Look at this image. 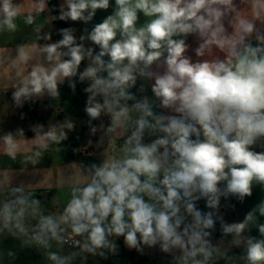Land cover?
Segmentation results:
<instances>
[{"label":"clouds","instance_id":"1","mask_svg":"<svg viewBox=\"0 0 264 264\" xmlns=\"http://www.w3.org/2000/svg\"><path fill=\"white\" fill-rule=\"evenodd\" d=\"M65 3L53 19L87 23L110 6ZM248 3L250 14L237 0H115L112 14L80 42L68 27L58 30L62 39L41 45L45 63L32 66L13 93L16 101L57 97L65 80L73 91L74 77L87 80L90 121L110 117L109 130L120 129L123 144L118 155L88 167L90 176L57 213L45 214L39 200L12 189V198L0 202V233L45 249L51 264H74L86 253L105 257L104 250L117 247L113 237L130 249L158 245L171 264H264V223L256 222L264 200L242 222L219 215L221 198L243 202L254 183L264 187V0ZM45 6L40 0L38 10ZM19 12L13 0H0V30L15 31ZM33 21L29 14L26 23ZM39 38L50 41L51 33ZM85 40L99 51L85 48ZM31 59L21 49L19 62ZM46 137L58 139L52 131ZM4 141L14 155L13 134ZM202 200L209 211L198 207ZM217 221L221 236L233 237L229 247L214 242ZM250 222L261 238L243 235ZM53 244L58 250L47 251Z\"/></svg>","mask_w":264,"mask_h":264},{"label":"crops","instance_id":"2","mask_svg":"<svg viewBox=\"0 0 264 264\" xmlns=\"http://www.w3.org/2000/svg\"><path fill=\"white\" fill-rule=\"evenodd\" d=\"M15 5L19 6L20 12L15 19L17 25L15 31L0 30V202L12 198L8 192L14 188H21L24 192H43L42 198L50 204V208H45L42 203L44 213H57L63 209L71 198V191L77 184H83L90 176L89 171L81 163L71 160L62 146V141L68 139L72 134L79 133L82 130L81 124L77 126L74 122L71 128L78 131L70 134H64L63 139H59L61 134L58 132L59 125L67 117L60 111L64 105L53 99L52 96L44 93L42 95H33L28 98H21L17 102L13 93L22 86L21 82L31 71L36 63H45L43 55L39 52V47L45 43H53L57 40V29L49 13V6H46L43 12H40L39 4L36 0H13ZM60 7L65 5V0H59ZM238 6L242 8L245 14H250V4L248 0L243 3L237 0ZM115 7V0H110V6L107 10H97L93 19L87 23L83 21L73 22L66 20L67 24L75 29L79 39L81 35H86L92 28L103 21L108 15L112 14ZM32 14L34 21L32 24L26 23V17ZM146 17L139 14V24L146 21ZM39 28V32L37 29ZM45 33H51V40L45 41L39 37ZM189 43L194 48L195 41L190 38ZM85 48L91 47L95 52L99 47L90 40L83 41ZM21 49L31 52L32 59L27 64H22L18 60ZM191 54V53H190ZM88 61L84 60V68ZM83 68V70H84ZM66 81V80H65ZM64 81V82H65ZM88 85V81H84ZM142 81H137V87L131 91L137 92ZM147 94L151 96L150 87ZM137 95H140L137 93ZM131 103V102H130ZM65 111L66 108L64 107ZM44 119V121H42ZM57 119V120H56ZM56 123L50 127L51 121ZM92 130L84 133V147L82 152L95 157L100 163L107 157L119 154V148L123 144V134L120 129L109 130L110 117L102 114ZM22 129V131H20ZM54 132L57 140H51L46 137V133ZM13 134L16 143L14 155L9 154L8 146L4 137ZM40 152L39 157L35 156ZM33 160L36 162L33 163ZM53 192V195H49ZM264 200V187L253 185L252 195L246 197L243 202L233 207L228 212L222 214L219 212L225 222H242L245 215L256 205ZM36 221L33 220L34 224ZM219 223V221H217ZM258 223H264V217L257 213ZM244 236H255L261 238L255 223L250 222L247 226ZM123 237H113L114 243ZM232 236L222 237L220 228L214 232V242L220 241L223 247H229ZM124 242V241H123ZM126 253H138L141 255H150L152 259L143 264H171L172 257L161 251L159 246L147 247L142 250L128 248L124 243ZM57 246L47 251H57ZM69 247L64 246L63 251H69ZM12 253V255H9ZM113 264H131L126 257H120L117 250L113 252ZM232 253L239 256L242 254L241 248H232ZM87 259L77 258L74 264H98L99 255L84 254ZM0 264H51L46 250L36 246H23L21 239L13 238L6 231L0 233ZM220 264H224L223 261ZM237 264H244L243 261H237Z\"/></svg>","mask_w":264,"mask_h":264},{"label":"trees","instance_id":"3","mask_svg":"<svg viewBox=\"0 0 264 264\" xmlns=\"http://www.w3.org/2000/svg\"><path fill=\"white\" fill-rule=\"evenodd\" d=\"M36 2H40V0H36ZM45 2L49 6V13L52 17L54 24L56 25L57 40H60L62 39V36L59 34L58 30L62 28H68L70 26L67 24L66 21L53 19V17H58L60 14L59 0H45ZM74 35L77 38V42H80L75 32ZM83 68H84V61H82L81 63L80 71H83ZM73 80L75 81L76 84L74 91L72 88L69 87L68 81L66 80L64 83L59 85V95L57 97H53V99L60 101L66 108V111L72 117L82 118L84 120V123L82 126V130L79 133L72 134L68 139L62 141L60 145L62 146V148L64 149V151L71 160L83 164L85 168L88 170V167L91 164L93 163L100 164V162L95 157L82 152V149L85 145L84 133L86 131L92 130V128H95L98 124V121L97 119L90 121L89 116L84 110L88 97V93H86L84 89L88 85L85 82H80L78 77H74ZM42 121H44V119H42ZM8 193L12 195L11 191H9ZM42 193L43 192H24L25 195L31 194L30 198L39 200L40 203H42L45 208H50L51 207L50 204H48L47 201L43 200ZM49 195L50 196L53 195V192H50ZM240 203L241 201L237 200L235 197H229L227 200L221 198L219 212L224 214ZM198 207L203 211H209V209H207L203 205H199ZM216 228H219L218 222L216 224ZM116 250H117V254L120 257L128 258L131 261V264H143L149 261L150 259H152V256L150 255H141L138 253H126L122 238L118 241ZM104 251L106 252V256L105 257L99 256L98 264H113L112 251L109 250H104Z\"/></svg>","mask_w":264,"mask_h":264},{"label":"rangeland","instance_id":"4","mask_svg":"<svg viewBox=\"0 0 264 264\" xmlns=\"http://www.w3.org/2000/svg\"><path fill=\"white\" fill-rule=\"evenodd\" d=\"M60 111L61 112H63L64 114H65V116L67 117V119L66 120H64V121H62L61 122V124L59 125V129H58V132L60 133V134H70V133H72V132H75V131H78L79 130V128L78 129H74L73 128V130L72 129H69L68 127H67V125L69 124V121H71V122H74V124L77 126L78 124H81V126H83V123H84V120L82 119V118H75V117H72L67 111H65V109H64V107H61V109H60ZM57 120V119H56ZM56 120H53V121H51V126L50 127H52L53 125H54V123H56ZM80 131V130H79ZM199 205H203V206H205V202L202 200V201H200L199 203H198V206Z\"/></svg>","mask_w":264,"mask_h":264},{"label":"built area","instance_id":"5","mask_svg":"<svg viewBox=\"0 0 264 264\" xmlns=\"http://www.w3.org/2000/svg\"><path fill=\"white\" fill-rule=\"evenodd\" d=\"M77 239H79V238H77ZM67 247H68V245H66Z\"/></svg>","mask_w":264,"mask_h":264}]
</instances>
